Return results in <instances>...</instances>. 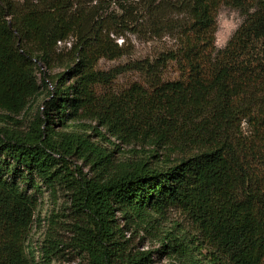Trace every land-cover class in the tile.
Wrapping results in <instances>:
<instances>
[{
    "label": "trees",
    "instance_id": "trees-1",
    "mask_svg": "<svg viewBox=\"0 0 264 264\" xmlns=\"http://www.w3.org/2000/svg\"><path fill=\"white\" fill-rule=\"evenodd\" d=\"M130 1L141 0H0V264L58 256L56 228L41 247L30 244L46 190L67 197L73 221L52 224L72 226V245L88 264H155L154 255L180 264H264V0H143L147 27L155 35L169 30L175 45L102 69L101 60L130 54L116 30L131 18ZM105 3L122 13L104 16ZM223 5L246 20L218 49ZM171 10L187 18L168 20ZM130 71L143 82L106 90ZM39 96L23 130L15 116ZM102 127L122 140L151 138L149 158L157 161L115 162L90 140L88 131L105 138ZM74 157L93 174L73 166ZM171 209L192 228L160 231ZM120 217L159 231L156 250H134Z\"/></svg>",
    "mask_w": 264,
    "mask_h": 264
},
{
    "label": "rangeland",
    "instance_id": "rangeland-1",
    "mask_svg": "<svg viewBox=\"0 0 264 264\" xmlns=\"http://www.w3.org/2000/svg\"><path fill=\"white\" fill-rule=\"evenodd\" d=\"M159 1V0H158ZM172 2H177L178 0H169ZM86 7H91L94 3H87ZM104 9L102 13L104 16L112 13H122V11L114 3L102 4ZM126 10L131 11L129 13L131 18H129L126 23V27H117L116 30H122L123 35L117 37L119 44H125L130 54L116 60H101L100 68L109 69L117 65H123L130 59L143 58L146 56H151L156 50H162L165 48H171L175 45L176 40L173 34L166 29H163L155 35V33L150 29V18L146 17V11L144 10L143 0L140 2L130 1L125 4ZM166 18L171 21L181 22L187 18L186 13L171 10ZM246 20V15L244 11L238 9L237 7L230 5H223L218 12L217 16V32H216V46L218 49H225L229 41L232 39L236 31ZM149 26L150 28H148ZM121 31V32H122ZM72 41V39H70ZM65 44L60 46V50H63ZM68 46V45H67ZM63 68L56 67L54 72H59ZM173 74V73H172ZM143 76L135 71H130L119 75L115 81L106 90L111 92L121 93L129 89L134 83H142ZM44 96H39L32 102L30 110L21 116H15L17 120L20 121V126L23 130H27L30 120L36 115L39 105L42 103ZM84 123L86 126L89 124H95L91 120H82L79 123ZM5 124V122L2 121ZM9 125V123H6ZM244 136L249 135L250 129L247 123L242 124ZM76 129V127H73ZM104 134L105 138H99L94 135L91 131H88L90 140L94 143H99V145L110 155V158L115 162L120 161H140V160H151L152 163L156 162V158H149L151 155L152 145L150 144L151 138H143L130 136L126 140L118 139L112 136L105 127L100 129ZM84 132V131H83ZM132 134V133H131ZM84 135H86L84 133ZM73 166H78L83 172L89 176L93 174L92 167L89 162H84L83 160L74 157L72 159ZM75 217L70 203L67 201V197L59 192L56 197H54L48 190L45 191L42 197L39 199L38 207L34 215V223L32 225L30 233V244L34 246L41 247L42 241L44 240L50 228H56L59 232L58 237L62 240V245L60 246V252L58 256H54L50 264H88V259L84 254L75 249L72 245L73 243V233L71 230V225L67 224H52L56 221L58 222H72ZM121 226H124L126 232V239L131 240V245L134 246L136 251H147L156 250L159 246L156 240V234L159 231L148 232L140 226L133 224H128L124 217L119 218ZM179 223L180 227H191L190 220L179 209H171L164 216L159 219L160 231L170 230ZM192 228V227H191ZM155 254V253H153ZM156 260L155 264H180L178 260L169 255H163L160 257L152 256ZM35 264H45L41 256L37 252Z\"/></svg>",
    "mask_w": 264,
    "mask_h": 264
},
{
    "label": "built area",
    "instance_id": "built-area-1",
    "mask_svg": "<svg viewBox=\"0 0 264 264\" xmlns=\"http://www.w3.org/2000/svg\"><path fill=\"white\" fill-rule=\"evenodd\" d=\"M63 43L65 45L71 46V40L70 41H65V42H59L60 45H62Z\"/></svg>",
    "mask_w": 264,
    "mask_h": 264
}]
</instances>
